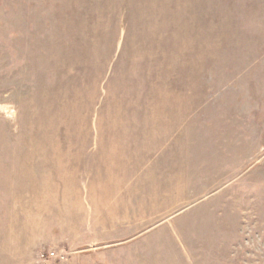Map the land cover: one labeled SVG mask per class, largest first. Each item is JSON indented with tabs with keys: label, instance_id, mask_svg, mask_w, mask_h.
<instances>
[{
	"label": "rangeland",
	"instance_id": "obj_1",
	"mask_svg": "<svg viewBox=\"0 0 264 264\" xmlns=\"http://www.w3.org/2000/svg\"><path fill=\"white\" fill-rule=\"evenodd\" d=\"M264 264V0H0V264Z\"/></svg>",
	"mask_w": 264,
	"mask_h": 264
},
{
	"label": "built area",
	"instance_id": "obj_2",
	"mask_svg": "<svg viewBox=\"0 0 264 264\" xmlns=\"http://www.w3.org/2000/svg\"><path fill=\"white\" fill-rule=\"evenodd\" d=\"M58 255L54 252H41L38 255V264H52L57 261Z\"/></svg>",
	"mask_w": 264,
	"mask_h": 264
}]
</instances>
